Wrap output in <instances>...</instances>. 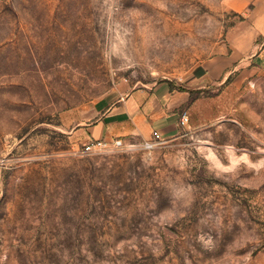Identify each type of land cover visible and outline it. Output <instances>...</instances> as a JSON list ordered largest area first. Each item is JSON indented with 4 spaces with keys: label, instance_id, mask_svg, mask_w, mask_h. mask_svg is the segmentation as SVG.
<instances>
[{
    "label": "rangeland",
    "instance_id": "1",
    "mask_svg": "<svg viewBox=\"0 0 264 264\" xmlns=\"http://www.w3.org/2000/svg\"><path fill=\"white\" fill-rule=\"evenodd\" d=\"M164 83L174 136L84 154ZM0 264H264V0H0Z\"/></svg>",
    "mask_w": 264,
    "mask_h": 264
},
{
    "label": "crops",
    "instance_id": "2",
    "mask_svg": "<svg viewBox=\"0 0 264 264\" xmlns=\"http://www.w3.org/2000/svg\"><path fill=\"white\" fill-rule=\"evenodd\" d=\"M188 101L187 94L166 83L134 90L109 107L91 127L83 130L93 140L109 139L115 135H140L148 140L154 133L172 137L182 124L180 110Z\"/></svg>",
    "mask_w": 264,
    "mask_h": 264
},
{
    "label": "built area",
    "instance_id": "3",
    "mask_svg": "<svg viewBox=\"0 0 264 264\" xmlns=\"http://www.w3.org/2000/svg\"><path fill=\"white\" fill-rule=\"evenodd\" d=\"M188 121L187 114H183L181 117V123L185 124ZM160 135L158 133H154L152 137L148 140H144L142 146L143 149L149 150L154 148L155 144L160 141ZM118 143H122V141H117L115 143H110L105 140H94L84 145L83 152L84 154H101L103 152L112 151L115 147H117Z\"/></svg>",
    "mask_w": 264,
    "mask_h": 264
}]
</instances>
